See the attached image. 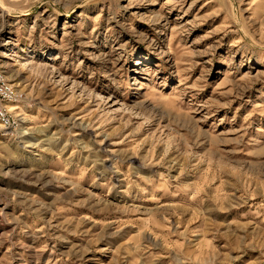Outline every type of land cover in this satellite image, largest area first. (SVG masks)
I'll return each mask as SVG.
<instances>
[{
    "label": "rangeland",
    "instance_id": "rangeland-1",
    "mask_svg": "<svg viewBox=\"0 0 264 264\" xmlns=\"http://www.w3.org/2000/svg\"><path fill=\"white\" fill-rule=\"evenodd\" d=\"M0 67V264H264V0H0Z\"/></svg>",
    "mask_w": 264,
    "mask_h": 264
},
{
    "label": "built area",
    "instance_id": "built-area-1",
    "mask_svg": "<svg viewBox=\"0 0 264 264\" xmlns=\"http://www.w3.org/2000/svg\"><path fill=\"white\" fill-rule=\"evenodd\" d=\"M15 96L19 97L15 89L6 82L2 68L0 67V119L3 120L10 129L15 126V120H12L13 122H11L10 116L6 109L7 105L5 101L8 98H15ZM6 133L7 131L3 132L0 130V134Z\"/></svg>",
    "mask_w": 264,
    "mask_h": 264
},
{
    "label": "bare ground",
    "instance_id": "bare-ground-1",
    "mask_svg": "<svg viewBox=\"0 0 264 264\" xmlns=\"http://www.w3.org/2000/svg\"><path fill=\"white\" fill-rule=\"evenodd\" d=\"M7 100H9V101H7ZM7 100L5 101L6 104L7 103H10V104H14L15 103V104H17V102H18L19 99H18V97L15 96V98H12V99L8 98ZM6 109H7L8 114L20 110V108L18 106H16V105H12L9 108L6 107ZM17 122L19 123V120L18 121L15 120V125H18ZM0 130L3 131V132L10 130V128L1 119H0Z\"/></svg>",
    "mask_w": 264,
    "mask_h": 264
}]
</instances>
